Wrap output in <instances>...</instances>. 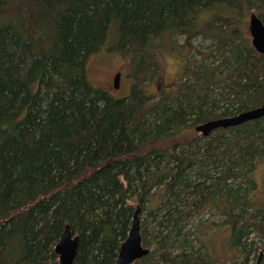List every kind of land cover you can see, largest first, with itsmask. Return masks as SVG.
<instances>
[{
    "label": "trees",
    "instance_id": "16d2710c",
    "mask_svg": "<svg viewBox=\"0 0 264 264\" xmlns=\"http://www.w3.org/2000/svg\"><path fill=\"white\" fill-rule=\"evenodd\" d=\"M253 13L264 23V0H0V264H60L66 226L74 264H115L138 209L150 253L135 264H264V118L194 133L264 104ZM166 40L184 64L169 88ZM103 52L129 60L128 96L89 81Z\"/></svg>",
    "mask_w": 264,
    "mask_h": 264
},
{
    "label": "rangeland",
    "instance_id": "374dc122",
    "mask_svg": "<svg viewBox=\"0 0 264 264\" xmlns=\"http://www.w3.org/2000/svg\"><path fill=\"white\" fill-rule=\"evenodd\" d=\"M210 13H205L201 17L207 20ZM249 17L246 18V34L251 36L248 30ZM184 37H179L178 42L182 43ZM161 56V77L158 78L160 86L167 85L169 88L174 85L176 79L182 73L184 64L182 56L176 51L171 40L163 42ZM162 48V47H161ZM121 74L119 88H115L114 77ZM88 78L89 81L99 89L107 91L114 98H123L130 94L132 86L134 85L133 69L128 59L124 58L117 53L103 52L91 57L88 65ZM157 83L152 81L147 85L149 92L156 90ZM194 133L198 135L195 130ZM257 181L259 182V192L256 194L258 203H264V166L260 167L256 173ZM228 232L226 229H213L210 230L208 245L215 256H218L222 261L232 262L235 260V254L227 248ZM252 262L251 264H254Z\"/></svg>",
    "mask_w": 264,
    "mask_h": 264
},
{
    "label": "water",
    "instance_id": "95a60500",
    "mask_svg": "<svg viewBox=\"0 0 264 264\" xmlns=\"http://www.w3.org/2000/svg\"><path fill=\"white\" fill-rule=\"evenodd\" d=\"M253 48L264 55V23L257 14H251L248 25ZM121 74L115 78V88H119ZM264 118V104L258 108L243 112L234 117H227L218 120H211L195 128V131L203 136L209 137L218 129H229L237 127L255 120ZM138 209L133 217L132 226L125 242L121 245L118 258L115 264H135L149 255L150 250L142 243L141 220ZM79 247V236L71 231L70 226H66L63 235L58 242L55 252L59 257L60 264H74ZM262 256L258 259L260 264Z\"/></svg>",
    "mask_w": 264,
    "mask_h": 264
},
{
    "label": "flooded vegetation",
    "instance_id": "af4514ba",
    "mask_svg": "<svg viewBox=\"0 0 264 264\" xmlns=\"http://www.w3.org/2000/svg\"><path fill=\"white\" fill-rule=\"evenodd\" d=\"M117 75H118V74H117ZM117 75H116V76H117ZM116 76L114 77V82H115V78H116ZM164 86H166V85H164Z\"/></svg>",
    "mask_w": 264,
    "mask_h": 264
}]
</instances>
